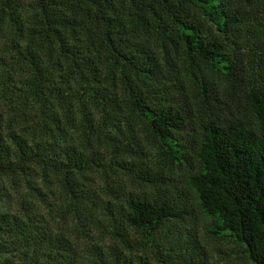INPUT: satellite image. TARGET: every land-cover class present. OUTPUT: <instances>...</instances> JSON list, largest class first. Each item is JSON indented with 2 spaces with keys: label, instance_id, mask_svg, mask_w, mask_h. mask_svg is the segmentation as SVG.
<instances>
[{
  "label": "trees",
  "instance_id": "trees-1",
  "mask_svg": "<svg viewBox=\"0 0 264 264\" xmlns=\"http://www.w3.org/2000/svg\"><path fill=\"white\" fill-rule=\"evenodd\" d=\"M71 83L90 97L77 123ZM4 92L0 193L6 178L18 189L0 209V264H151L144 250L158 264H196L197 240L179 223L188 206L163 188L164 170L177 169L211 231L264 264V0H0ZM115 120L142 131L154 168L123 157L137 149L121 142ZM117 170L148 188L124 189ZM35 179L59 188L74 212L94 202L111 239L91 247L87 263L38 217Z\"/></svg>",
  "mask_w": 264,
  "mask_h": 264
},
{
  "label": "rangeland",
  "instance_id": "rangeland-1",
  "mask_svg": "<svg viewBox=\"0 0 264 264\" xmlns=\"http://www.w3.org/2000/svg\"><path fill=\"white\" fill-rule=\"evenodd\" d=\"M245 58V56H244ZM250 63L245 64L246 73L248 75L249 69L252 68ZM249 66V67H248ZM70 86H74L76 91L71 93L70 101L72 103L71 111L75 119V123L82 121L79 109L80 102L87 103L90 99L88 97V89H82L78 84L71 83ZM90 92V91H89ZM76 94L75 97L73 96ZM3 95H7V92H4L0 97L2 101H6L8 104V99L2 98ZM8 110V109H7ZM120 115H116L119 117ZM18 119L22 120L20 117ZM90 120L92 125L97 123L101 128L102 127V118L99 112L94 111L90 115ZM119 124V127L123 129L119 139L123 144H128L134 149H137L136 154L132 152H127L123 154V157L127 160L135 159L137 161H142L146 165L154 168V161L157 160L155 156L154 148L150 143L147 142L146 138L142 136V131L135 128L133 130H128L120 121H116ZM21 129L20 123L18 124ZM86 131H90L89 128H84ZM108 130V127L104 128ZM114 132L113 129L110 130ZM73 139L78 141L84 139V135L79 130H73L72 128ZM94 137V133L91 134ZM90 137V143L93 148L98 149L100 155L107 156L108 147L104 145L99 139ZM92 139H95L92 141ZM84 141V140H83ZM106 148V150H105ZM117 175L121 177V180L124 185V189L131 191H139L141 189H147V185L138 183V180H129L125 173L121 171H116ZM164 186L167 188L168 192L176 195L179 201L188 206V213L180 220V228L185 234L184 229H188L197 240L198 246L194 250L195 259L197 260L196 264H252L251 261L245 256L241 247L237 245L234 241L230 239V236L225 233H214L211 231V220L206 216L200 209L197 199L194 195L193 190L187 185L186 177L187 171L185 170H164ZM89 183L88 186L91 189L97 191L98 185L102 184L101 175L96 172H90L89 178L87 179ZM12 183V184H11ZM33 184L38 186L42 192L39 197V212L38 216L42 219L43 223L46 222L47 225L51 226L54 230H61L63 234L67 235L72 242L74 247V252L78 255L84 263H87L89 260V249L94 245L103 246L104 244L110 243V239L106 230L102 229L100 226H97L96 219L94 218L95 207L94 202L88 203L85 207V210L82 212H74L73 206H69L62 201L65 200L64 193L55 185L42 180L35 179ZM5 185L9 188L8 193H0V209H5L7 207L12 208L11 203L17 194L14 192L16 185L10 181V178H6ZM51 186L53 191L47 190V186ZM162 187V186H161ZM18 189V186L16 187ZM24 192L25 187L22 185L19 188ZM27 197V196H25ZM29 197V195H28ZM96 195L94 194L93 199L95 201ZM94 213V214H93ZM136 236V232H131ZM134 236V237H135ZM145 251V250H144ZM138 251V254L145 256L151 264H158L155 261V257L152 253Z\"/></svg>",
  "mask_w": 264,
  "mask_h": 264
}]
</instances>
